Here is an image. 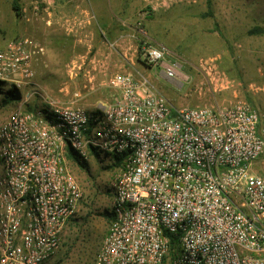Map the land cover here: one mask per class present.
Listing matches in <instances>:
<instances>
[{"label": "built area", "instance_id": "1", "mask_svg": "<svg viewBox=\"0 0 264 264\" xmlns=\"http://www.w3.org/2000/svg\"><path fill=\"white\" fill-rule=\"evenodd\" d=\"M145 45L146 63L181 76L165 45ZM44 52L30 36L0 47V80L31 85L25 96L39 100L0 120V264H44L60 247L83 197L69 148L82 161L94 151L120 160L113 219L92 264H264V118L255 106L235 97L172 107L146 75L116 71L106 78L110 99L87 110L74 103L80 90L65 102L34 84Z\"/></svg>", "mask_w": 264, "mask_h": 264}, {"label": "rangeland", "instance_id": "2", "mask_svg": "<svg viewBox=\"0 0 264 264\" xmlns=\"http://www.w3.org/2000/svg\"><path fill=\"white\" fill-rule=\"evenodd\" d=\"M204 1L177 0L170 8L158 11L147 5L146 0L121 1L126 3L127 10L134 6L133 16L139 15L148 22L143 27L149 37L146 40L151 44H157V40L169 49L171 58L179 63L181 76L168 79L158 66L143 59L136 70L121 72L131 73L135 78L146 75L172 107L228 105L235 97L246 101L250 98L264 115V89L260 88L264 86V34L246 33L252 25L264 23V0H213L214 18L200 16L206 9ZM3 13L0 9V15ZM13 28L8 22L0 28V42L5 38V31ZM84 50L77 45L65 49L62 54L41 57L37 63L43 68L39 76L50 83L41 87L43 92L52 90L51 93L61 94L59 89L70 79L72 66L77 72L80 70L76 79L87 80L83 69L90 68V59L94 56L92 53L81 56L79 52ZM141 55L144 56L143 50ZM107 77H103L104 80ZM8 85L0 86V120L14 109L17 100L7 91ZM81 86L76 85L75 89ZM102 86L92 91H109L106 85ZM108 100L107 97L102 102ZM74 103L94 110L98 101L91 97ZM119 163L117 158L102 152L91 155L84 166L67 158V165L78 180L83 197L61 237L60 247L44 264H92L109 225L103 213L111 206L110 181ZM1 170L0 163V174Z\"/></svg>", "mask_w": 264, "mask_h": 264}, {"label": "crops", "instance_id": "3", "mask_svg": "<svg viewBox=\"0 0 264 264\" xmlns=\"http://www.w3.org/2000/svg\"><path fill=\"white\" fill-rule=\"evenodd\" d=\"M121 1L123 0H0V9L4 10L0 15V28L2 29L6 22L14 26L9 31L4 30L5 38L0 42L2 43L0 46L10 39L30 36L44 46L45 52L42 57L45 54L46 56L62 54L65 49L82 46L85 50L79 52L81 56L89 53L94 56L90 59L92 63L90 68L83 69V75H87V80L84 78L81 82L76 79V74L64 82L59 89L61 94L56 91L51 93L52 90L43 93L65 102H72L77 100L73 96V91L81 90L78 100L92 97L98 103H103L107 97L110 99V91L92 90L106 85L105 76L113 72L136 70L138 63L142 61L141 51L148 42L146 38H149L148 35L143 36L137 26L139 21L143 26L148 22H144L139 15L133 16L134 6H129L127 10L126 3L122 4ZM163 1L146 0V3L154 11H158L170 8L177 0H168L166 4H163ZM14 2L18 5L16 9L12 7ZM156 42L163 44L157 40ZM33 66L34 84L39 88L49 85L47 79L39 76L43 68L38 67L37 63ZM79 84L83 86L75 89ZM29 90L31 85L18 89L13 108L23 106L33 109L39 106L36 96L28 98L25 96Z\"/></svg>", "mask_w": 264, "mask_h": 264}, {"label": "trees", "instance_id": "4", "mask_svg": "<svg viewBox=\"0 0 264 264\" xmlns=\"http://www.w3.org/2000/svg\"><path fill=\"white\" fill-rule=\"evenodd\" d=\"M204 3H205V6H206V9H205V11L200 12V16L203 17V18L204 17L214 18L213 0H205ZM12 7H13V9H16L18 7L17 3L14 2L12 4ZM215 25H217L216 22H215ZM246 33L249 34V35H252V34H264V23L252 25L251 27H249L247 29ZM220 35H222L221 32H220ZM3 84L4 85H8L6 81L0 80V86L3 85ZM7 91L13 97H16L17 94H18V88L14 84H12V83L8 85ZM247 101L249 103H251V105L255 106L253 104L252 99L248 98ZM260 114H261V112H260ZM261 116H262V118H264V115L261 114ZM98 154H99L98 152H95V151L93 152V155H96L97 156ZM114 157L117 158V156H114ZM261 157H264V154ZM67 158H70L75 163H77L78 165H81V166H84V163L86 162L85 160L82 161L77 155H75V153L70 148L67 150ZM103 215L106 216V218L108 219L109 223L113 219V214H112V212L110 210H105V212L103 213Z\"/></svg>", "mask_w": 264, "mask_h": 264}]
</instances>
